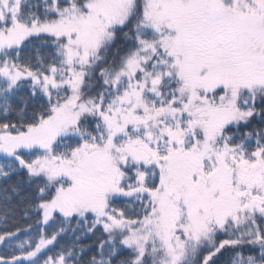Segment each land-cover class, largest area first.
<instances>
[{"label":"snow or ice","instance_id":"snow-or-ice-1","mask_svg":"<svg viewBox=\"0 0 264 264\" xmlns=\"http://www.w3.org/2000/svg\"><path fill=\"white\" fill-rule=\"evenodd\" d=\"M225 253L264 264V0H0V264Z\"/></svg>","mask_w":264,"mask_h":264},{"label":"trees","instance_id":"trees-1","mask_svg":"<svg viewBox=\"0 0 264 264\" xmlns=\"http://www.w3.org/2000/svg\"><path fill=\"white\" fill-rule=\"evenodd\" d=\"M16 180V177H13V181ZM70 242V238L65 236L63 237L60 241H59V245H64V244H67ZM85 243H88L90 241L88 240H85L84 241ZM227 258H228V253H225L221 258H220V262L219 264H226V261H227Z\"/></svg>","mask_w":264,"mask_h":264}]
</instances>
